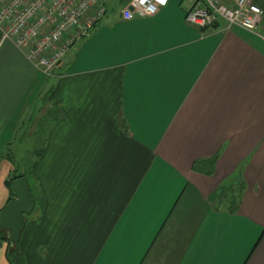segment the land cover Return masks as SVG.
<instances>
[{
  "label": "crops",
  "instance_id": "1",
  "mask_svg": "<svg viewBox=\"0 0 264 264\" xmlns=\"http://www.w3.org/2000/svg\"><path fill=\"white\" fill-rule=\"evenodd\" d=\"M116 1L50 73L0 35V138L35 113L38 142L29 165L0 150V209L12 173L35 201L22 264H264V39Z\"/></svg>",
  "mask_w": 264,
  "mask_h": 264
},
{
  "label": "built area",
  "instance_id": "2",
  "mask_svg": "<svg viewBox=\"0 0 264 264\" xmlns=\"http://www.w3.org/2000/svg\"><path fill=\"white\" fill-rule=\"evenodd\" d=\"M106 0H0V35L24 48L43 71L59 62L69 46L106 12ZM168 0H126L121 16H149ZM131 6V7H130ZM185 20L200 28L219 21L264 39V7L254 0H194Z\"/></svg>",
  "mask_w": 264,
  "mask_h": 264
},
{
  "label": "water",
  "instance_id": "3",
  "mask_svg": "<svg viewBox=\"0 0 264 264\" xmlns=\"http://www.w3.org/2000/svg\"><path fill=\"white\" fill-rule=\"evenodd\" d=\"M10 189L13 196L0 209V227L7 231L9 242L14 247L9 259L15 264L19 236L26 222V215L32 211L35 201L25 175L13 177L10 180Z\"/></svg>",
  "mask_w": 264,
  "mask_h": 264
},
{
  "label": "rangeland",
  "instance_id": "4",
  "mask_svg": "<svg viewBox=\"0 0 264 264\" xmlns=\"http://www.w3.org/2000/svg\"><path fill=\"white\" fill-rule=\"evenodd\" d=\"M112 1L114 0H109V5L107 7V12H106V15L109 16V15H112V12H118L119 11V6L118 5H115V3H111ZM186 2H188L189 0H184ZM111 4V5H110ZM88 32V30L85 32V33H82V30H78V33H79V36L77 37V39L86 34ZM79 43L80 42H76L75 45H74V48L77 46H79ZM62 59V58H61ZM61 59L59 60V62L55 65H52V67L48 68L47 73H50L52 70L55 69V67L60 63ZM41 103V102H40ZM41 105V104H40ZM38 111H41V108L38 109ZM37 111V112H38ZM30 119H27V120H24L22 121L21 123V126L18 127L17 131H16V136H12V139H14L12 145L7 148V144L8 143H5L6 139L8 138L6 135H3L1 138H0V150H3L4 153L6 152H10L12 153L15 158L18 159V161L21 160V158L23 157L24 160H23V164H31V154L30 152H32V148L34 149L37 145V138H36V134L34 133H28V131L30 129H32L34 123H35V113L33 114V116H30L29 117ZM37 121L36 125H35V128L37 127V131H38V128L40 127V129H42L43 125L41 123H39ZM38 124V126H37ZM35 146V147H34ZM22 164V162H21ZM30 184L32 185V183L30 182Z\"/></svg>",
  "mask_w": 264,
  "mask_h": 264
},
{
  "label": "trees",
  "instance_id": "5",
  "mask_svg": "<svg viewBox=\"0 0 264 264\" xmlns=\"http://www.w3.org/2000/svg\"><path fill=\"white\" fill-rule=\"evenodd\" d=\"M126 0H117L116 1V4H124ZM105 4H106V10H107V7H108V3H107V0L105 1ZM111 5V4H110ZM211 159L209 158H204V159H196L193 164H192V168L193 169H196V170H199V171H203V172H206V173H211L213 171V158L210 157ZM18 175H24V174H16V173H12V176L9 177L7 180H6V183L8 185V187L10 188V180L15 177V176H18ZM27 178V177H26ZM28 180V179H27ZM29 183V182H28ZM30 187V185H29ZM31 190V188H30ZM10 192L12 193L11 189H10ZM32 193V192H31ZM33 195V194H32ZM34 197V196H33ZM2 241H6L7 242V247H8V256H10V254L12 253V251L14 250V247L12 246V244L9 242V239H8V234H7V231L0 227V242ZM23 257H22V254L20 252V250L18 251L17 253V262L15 264H22L23 262ZM13 264V262H12Z\"/></svg>",
  "mask_w": 264,
  "mask_h": 264
},
{
  "label": "snow or ice",
  "instance_id": "6",
  "mask_svg": "<svg viewBox=\"0 0 264 264\" xmlns=\"http://www.w3.org/2000/svg\"><path fill=\"white\" fill-rule=\"evenodd\" d=\"M164 2V0H161V3H163Z\"/></svg>",
  "mask_w": 264,
  "mask_h": 264
}]
</instances>
